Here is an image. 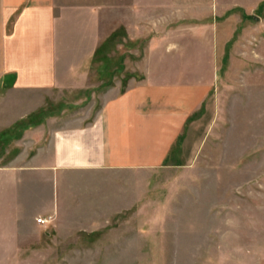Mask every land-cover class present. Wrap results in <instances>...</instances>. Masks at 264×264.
<instances>
[{
    "label": "rangeland",
    "instance_id": "obj_1",
    "mask_svg": "<svg viewBox=\"0 0 264 264\" xmlns=\"http://www.w3.org/2000/svg\"><path fill=\"white\" fill-rule=\"evenodd\" d=\"M171 25L159 33L180 36V45H166L159 64L155 51L163 47L151 48L149 68L196 70L214 83L200 126L210 123L208 136L196 157L178 166L65 175L59 226L55 217L31 224L51 198L48 187L0 189V264H264V0L240 14L223 46L194 45L192 30L173 35ZM116 33L121 40L124 31ZM131 46L114 51L103 40L88 63L89 86L68 100L97 107L112 80L126 86L133 74H119Z\"/></svg>",
    "mask_w": 264,
    "mask_h": 264
},
{
    "label": "crops",
    "instance_id": "obj_2",
    "mask_svg": "<svg viewBox=\"0 0 264 264\" xmlns=\"http://www.w3.org/2000/svg\"><path fill=\"white\" fill-rule=\"evenodd\" d=\"M259 1L0 0V175L33 179L0 180V189L48 187L51 198L31 224L55 217L59 226L65 175L189 164L208 136L210 123L200 126L212 107V75L149 68L151 48L163 47L155 51L159 64L166 45H180V36L159 33L171 23L173 35L192 30L194 45L223 46L231 25ZM107 37L114 51L131 42L119 78L133 76L123 88L112 80L97 107L68 100L89 86L88 63Z\"/></svg>",
    "mask_w": 264,
    "mask_h": 264
},
{
    "label": "built area",
    "instance_id": "obj_3",
    "mask_svg": "<svg viewBox=\"0 0 264 264\" xmlns=\"http://www.w3.org/2000/svg\"><path fill=\"white\" fill-rule=\"evenodd\" d=\"M36 221L40 224H45L48 223L50 221V217H37Z\"/></svg>",
    "mask_w": 264,
    "mask_h": 264
}]
</instances>
